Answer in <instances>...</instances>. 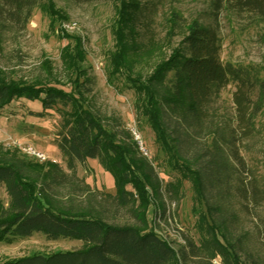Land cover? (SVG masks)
<instances>
[{"label":"trees","instance_id":"1","mask_svg":"<svg viewBox=\"0 0 264 264\" xmlns=\"http://www.w3.org/2000/svg\"><path fill=\"white\" fill-rule=\"evenodd\" d=\"M38 4L0 0V25L12 20L25 26ZM156 8L121 0L118 50L109 80L115 83L113 76L126 73L137 95L138 115L147 118L180 176L163 186L132 130L119 117L94 108L93 80L84 70L83 79L76 76L69 91L58 86L53 69L33 79L0 75V112L22 99L41 102L43 109L35 115L58 110L55 142L66 163L34 161L0 146V187L8 196L7 204L0 202V242L41 232L50 240L83 243L81 249L35 253L0 264H264V241L258 250L252 231L242 225V214L249 213L264 239V158L263 172L250 174L242 155L246 142L256 137L255 118L264 111V79L246 66L224 61L217 28L197 21L186 25L178 45L167 53L155 35ZM211 10L264 20V0H211ZM231 84L232 121L212 110L215 97ZM89 158L111 172L114 193L78 175V164L86 166ZM185 179L205 210H197L198 238L185 234L177 249L150 229L147 187L161 199L159 210L165 214L162 197L180 201Z\"/></svg>","mask_w":264,"mask_h":264},{"label":"rangeland","instance_id":"2","mask_svg":"<svg viewBox=\"0 0 264 264\" xmlns=\"http://www.w3.org/2000/svg\"><path fill=\"white\" fill-rule=\"evenodd\" d=\"M139 1L147 8L157 5L153 26L157 41L165 46L167 53L178 45L186 25L197 21L217 28L224 61L246 66L264 79V20L246 13L235 15L226 10L212 12L211 0ZM120 6L121 0H39L25 26L16 25L12 20L6 22L5 26L0 25V75L14 80L33 79L46 76L44 70L47 68L53 69L54 76L60 79L58 86L69 91L74 86L76 76L83 79L84 70L93 80L90 100L94 108L99 113L119 117L126 128L132 130L140 150L154 161L164 186L179 177L180 173L169 164L168 155L155 140L147 118L138 115L137 95L125 80L126 73L113 76L115 83L109 80L111 59L118 50L115 31L118 28ZM64 23H74L75 28L65 29ZM233 91L234 85L231 84L212 103V110L220 118L230 121L235 112ZM42 109L39 100H14L8 104L0 112V146L9 151L17 150L29 159L38 161L18 147L30 145L45 153L48 160L65 166V158L55 142L61 115L56 108L44 116L34 114ZM255 125L256 137L246 142L247 148L242 149V155L250 169L249 173L261 174L264 111L256 116ZM78 175L99 189L115 192L113 175L95 158H89L86 166L78 164ZM147 189L151 193L147 209L150 229L177 249L184 243L185 234L198 238L195 228L197 210H205V206L194 198L190 180H184L180 201H172L168 195L162 197L165 214L159 210L161 199L149 187ZM0 202L8 203L4 187H0ZM242 216V225L252 231L254 246L260 250L264 239L258 236L252 215L244 212ZM81 248L83 243L78 239L50 240L44 233L34 232L29 237L17 238L11 243L0 242V262L35 253Z\"/></svg>","mask_w":264,"mask_h":264},{"label":"built area","instance_id":"3","mask_svg":"<svg viewBox=\"0 0 264 264\" xmlns=\"http://www.w3.org/2000/svg\"><path fill=\"white\" fill-rule=\"evenodd\" d=\"M63 27L65 29H74L75 28V24L74 23H64ZM18 147L25 154L36 158V160H38L40 162H44V161H47L48 160V156L45 153H43L42 151L36 150L34 147H32L30 145H23V146L18 145Z\"/></svg>","mask_w":264,"mask_h":264}]
</instances>
